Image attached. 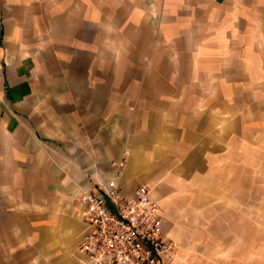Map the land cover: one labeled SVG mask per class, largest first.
<instances>
[{"label":"crops","instance_id":"1","mask_svg":"<svg viewBox=\"0 0 264 264\" xmlns=\"http://www.w3.org/2000/svg\"><path fill=\"white\" fill-rule=\"evenodd\" d=\"M262 145L264 0H0V264L82 263L110 179L226 203Z\"/></svg>","mask_w":264,"mask_h":264},{"label":"rangeland","instance_id":"2","mask_svg":"<svg viewBox=\"0 0 264 264\" xmlns=\"http://www.w3.org/2000/svg\"><path fill=\"white\" fill-rule=\"evenodd\" d=\"M229 167L236 170L225 174L226 203L206 205L203 187L176 188L180 209H165L173 247L163 264H264V146L247 147ZM200 178L204 181V174ZM190 198L196 199L194 205Z\"/></svg>","mask_w":264,"mask_h":264},{"label":"built area","instance_id":"3","mask_svg":"<svg viewBox=\"0 0 264 264\" xmlns=\"http://www.w3.org/2000/svg\"><path fill=\"white\" fill-rule=\"evenodd\" d=\"M100 186L99 194L83 193L87 229L78 245L80 264H163L173 242L151 188L139 185L126 194L115 178Z\"/></svg>","mask_w":264,"mask_h":264}]
</instances>
